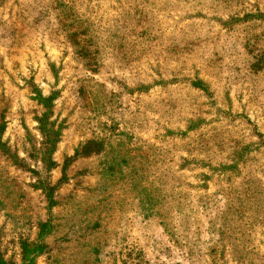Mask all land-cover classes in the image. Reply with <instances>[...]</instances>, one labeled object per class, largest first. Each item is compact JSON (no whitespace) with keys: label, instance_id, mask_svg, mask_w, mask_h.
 Returning <instances> with one entry per match:
<instances>
[{"label":"rangeland","instance_id":"obj_1","mask_svg":"<svg viewBox=\"0 0 264 264\" xmlns=\"http://www.w3.org/2000/svg\"><path fill=\"white\" fill-rule=\"evenodd\" d=\"M47 221L35 264H264V0H0L6 264Z\"/></svg>","mask_w":264,"mask_h":264},{"label":"trees","instance_id":"obj_2","mask_svg":"<svg viewBox=\"0 0 264 264\" xmlns=\"http://www.w3.org/2000/svg\"><path fill=\"white\" fill-rule=\"evenodd\" d=\"M40 104L47 108L51 101V97L49 98H40ZM38 123L40 124V132L43 137V144L45 149V156H47L52 149H54L57 141L58 132H56L52 128V124L49 123L48 118L44 115V117L38 119ZM96 143L93 141L87 142L84 147H82V154L89 155L96 148ZM45 159V158H44ZM50 163H52L50 161ZM40 189L45 193L48 203L50 206L54 203L52 198V187L48 184H43L40 186ZM40 232L38 234V242L33 244H22L21 245V260L22 264H35L34 260L37 256L44 253L45 246L42 244L44 238L50 234L51 232V224L49 221L40 224ZM0 264H6L2 255L0 254Z\"/></svg>","mask_w":264,"mask_h":264}]
</instances>
